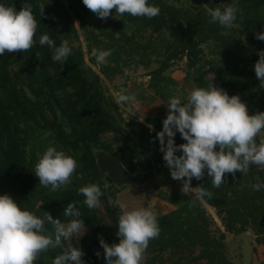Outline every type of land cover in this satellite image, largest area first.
Segmentation results:
<instances>
[{
	"label": "trees",
	"instance_id": "obj_1",
	"mask_svg": "<svg viewBox=\"0 0 264 264\" xmlns=\"http://www.w3.org/2000/svg\"><path fill=\"white\" fill-rule=\"evenodd\" d=\"M197 1V5L183 6L170 0H149L160 9L159 15L151 19L128 14L116 19L110 15L112 27L98 24L105 40L93 30H85L88 50H112L99 65L100 72L113 78L132 63L147 65L150 54L159 51L158 65L147 72V88L168 105L169 98L162 86L163 71L186 57L187 65L193 68L191 78L195 87H209L207 70L203 68L207 64L230 96L239 95L250 115L264 111V87L254 70L248 69L250 63L259 59L258 51L264 50V41L255 38V33L264 31V0H227L229 6L234 4L238 8L231 29L211 22L206 8L218 5L205 0L207 4L203 6ZM24 2L32 5L38 23L36 43L27 52L0 56V195H9L22 209L39 217L47 212L62 223L72 219L63 212L68 203H74L89 230V238L72 236L63 246L80 248L85 264H106L99 238L109 244L118 242L119 209L112 204L117 199L118 187L99 170L94 149L103 148L112 154L132 173L134 183L150 179L160 165H166L156 138L165 117L123 118L118 104L105 94L98 73L85 64L79 46L68 44L72 52L60 63L52 59L51 48L39 44L42 34L49 35L57 46L65 41L66 26L57 22L53 7L43 0H0V4L15 6L17 10ZM96 21L100 22L98 17ZM165 29L169 31L167 35ZM143 31L159 35V42L155 45L150 37L141 40ZM208 40L218 41L222 53L218 59L198 62L200 44ZM106 132H111L107 139L103 138ZM174 140L177 145L185 143L178 132ZM47 144L77 161L71 182L58 191L43 187L34 175L37 153L42 154V145ZM90 183L101 188L103 194L99 199L108 223L96 207L89 209L83 203L84 197L78 190ZM258 183H264V168L256 165L235 177L226 174L219 188L212 187L207 174L202 181L193 178L191 186L203 184L213 193L212 198L196 200L192 191L173 193L177 197L174 207L156 214L160 233L149 242L144 264H150L164 251L177 255L175 264H196V259H205L206 264H234L225 254V231L239 234L251 228L256 242L264 246V189L256 191L252 187ZM205 204L216 209L224 230H211L212 220ZM45 229V234H54L53 225L46 222ZM195 247L198 251L193 255ZM62 250L49 248L34 264H52Z\"/></svg>",
	"mask_w": 264,
	"mask_h": 264
},
{
	"label": "clouds",
	"instance_id": "obj_2",
	"mask_svg": "<svg viewBox=\"0 0 264 264\" xmlns=\"http://www.w3.org/2000/svg\"><path fill=\"white\" fill-rule=\"evenodd\" d=\"M83 5L100 19L109 18L114 12L132 17L159 15L158 6L149 0H82ZM211 22L231 29L238 8L231 5L223 9L206 8ZM44 6H41V16ZM38 23L30 3L15 6L0 4V56L5 53L27 52L36 43ZM255 38L264 41V31L255 33ZM41 46L53 50L52 59L63 63L71 54L68 42L59 46L47 34L39 38ZM112 50L93 49L92 55L103 64ZM259 59L254 63L256 79L264 87V50L258 51ZM185 141L177 145L176 133ZM159 150L169 168L172 179L182 181L181 190L192 191L196 200L211 199L213 193L203 184L191 186L195 178L202 181L205 174L212 187L219 188L226 174L246 173L250 165L264 168V111L249 114L247 105L239 95H229L222 88L213 86L193 87L185 94L170 96L167 115L162 121V130L156 133ZM180 152V155L176 153ZM77 169V161L63 150L49 146L37 153L34 175L40 185L58 191L67 186ZM253 189H264V183L252 185ZM107 188V185H105ZM83 203L89 209L99 204L103 194L99 185L90 183L79 188ZM195 203V201H193ZM119 209L117 217V243L109 244L100 237L106 264H144L149 242L158 238L160 227L154 211L146 207H129L120 199L112 201ZM63 215L71 217L67 224L54 219L46 212L39 217L22 209L9 195H0V264H34L49 248L61 247L52 264H85L80 248L64 247L63 242L78 234L86 226L81 212L74 203H68ZM53 225L54 234L48 235L45 223ZM96 255L99 257L100 253Z\"/></svg>",
	"mask_w": 264,
	"mask_h": 264
},
{
	"label": "rangeland",
	"instance_id": "obj_3",
	"mask_svg": "<svg viewBox=\"0 0 264 264\" xmlns=\"http://www.w3.org/2000/svg\"><path fill=\"white\" fill-rule=\"evenodd\" d=\"M48 3L57 12V22L63 23L66 26L64 32L65 40L68 44L79 46L83 52V59L86 65L90 66L92 70L100 76L99 81L107 94L112 100L118 104V108L123 118L130 117L144 119L145 116L163 115L166 118L167 104L162 100L160 96L154 95L148 88L147 82L149 75L147 72L158 65V58L161 56L160 52L150 54L149 63L147 65L132 63L127 65L123 69L122 74H116L113 78H108L100 72L99 65L96 58L92 55V50H88L87 41L85 40V30L98 33L99 37L105 40L106 35L102 33L101 27H112V23L108 18L100 19L96 21L97 16L88 10L82 3V0H43ZM175 4H181L183 6L197 5V0H170ZM220 8L228 7L227 0H210ZM200 4L205 6L207 2L200 0ZM114 18L118 19L120 15L116 13L111 14ZM121 23L129 30L128 24L122 19ZM165 35L168 34V29H165ZM163 35V33L161 34ZM152 39L153 43L159 42V35H149L148 31H143L141 40L147 38ZM96 49V48H94ZM222 46L218 41L208 40L200 44V52L198 54V62L202 60L218 59L222 53ZM254 63L249 64L248 69L254 70ZM207 70L205 78L208 80L209 86L212 84L215 87L222 88V83L218 80L212 71L208 69L206 64L203 67ZM193 68H189L187 65V58L183 57L180 60L174 61L167 69L163 71L164 80L162 86L166 97L177 94H185L188 90H191L195 84L192 81L191 73ZM123 85L126 89L133 93V97L130 99L129 104L123 101L118 91L120 86ZM111 132L103 134V138H109ZM50 144L42 145L43 150H46ZM163 165H160L158 169H162ZM166 167V166H165ZM167 182V184H162ZM182 181L172 179L171 176H153L141 183H132L118 186L117 199L125 202L129 207H146L155 212V214H161L169 211L174 207L173 201H176V196L173 193L181 190ZM207 214L211 218L210 224L211 230L217 232L219 229L224 230L221 223V219L216 213V209L210 204H205ZM100 214L104 216L106 223L107 218L104 213L102 201L99 199V204L96 207ZM66 222L65 224H67ZM87 236L89 238V230L86 227V231L83 233V229L80 233L73 235L74 237ZM252 244L251 261L250 264H264V246L257 243L255 240V234L251 228H247L245 231L234 234L226 232L224 235L225 242V254L234 264H241L242 262V245L245 244V239ZM198 248L195 247L193 253L196 254ZM162 256V257H161ZM177 255H172L168 251L160 252L150 264H175ZM205 263V259H196V264Z\"/></svg>",
	"mask_w": 264,
	"mask_h": 264
},
{
	"label": "water",
	"instance_id": "obj_4",
	"mask_svg": "<svg viewBox=\"0 0 264 264\" xmlns=\"http://www.w3.org/2000/svg\"><path fill=\"white\" fill-rule=\"evenodd\" d=\"M118 95L123 101H126L128 104L130 102V99L133 97V93L130 90L126 89V87L123 85L120 86ZM94 156L99 170L102 174H104L105 179L109 183H113L117 187L134 183V181L132 180V173L129 172L128 169L119 160H117L112 154L107 152L105 149H94ZM244 239L245 244L242 245L241 264H250L252 244L247 241L249 238Z\"/></svg>",
	"mask_w": 264,
	"mask_h": 264
},
{
	"label": "crops",
	"instance_id": "obj_5",
	"mask_svg": "<svg viewBox=\"0 0 264 264\" xmlns=\"http://www.w3.org/2000/svg\"><path fill=\"white\" fill-rule=\"evenodd\" d=\"M164 167H162V169H158L155 171L154 176H171L170 175V171L169 168L166 165H163ZM166 166V167H165ZM174 204V203H172ZM172 209V208H171ZM170 210V209H169Z\"/></svg>",
	"mask_w": 264,
	"mask_h": 264
}]
</instances>
